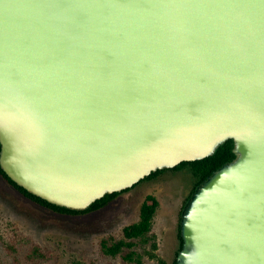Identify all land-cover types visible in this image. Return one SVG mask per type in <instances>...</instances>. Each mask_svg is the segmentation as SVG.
Instances as JSON below:
<instances>
[{
	"label": "water",
	"instance_id": "95a60500",
	"mask_svg": "<svg viewBox=\"0 0 264 264\" xmlns=\"http://www.w3.org/2000/svg\"><path fill=\"white\" fill-rule=\"evenodd\" d=\"M47 2L0 0L4 172L82 210L232 140L181 210L175 264H264V0Z\"/></svg>",
	"mask_w": 264,
	"mask_h": 264
},
{
	"label": "rangeland",
	"instance_id": "374dc122",
	"mask_svg": "<svg viewBox=\"0 0 264 264\" xmlns=\"http://www.w3.org/2000/svg\"><path fill=\"white\" fill-rule=\"evenodd\" d=\"M193 185L187 168L167 170L97 211L71 215L36 205L0 174V264H173L180 212ZM148 194L159 200L150 233L116 255L107 253L104 242L124 238L123 228L139 220Z\"/></svg>",
	"mask_w": 264,
	"mask_h": 264
},
{
	"label": "trees",
	"instance_id": "16d2710c",
	"mask_svg": "<svg viewBox=\"0 0 264 264\" xmlns=\"http://www.w3.org/2000/svg\"><path fill=\"white\" fill-rule=\"evenodd\" d=\"M1 149V144H0ZM235 156L233 152V143L232 140L226 141L223 145H221L216 152L213 155H210L208 157H205L203 159L194 160V161H183L177 166L173 168H165V169H159L155 172H152L150 175H148L146 178L142 179L140 182L144 180L152 179L156 176H158L161 173H164L167 170H180L183 168H187L192 175L194 179V185L191 189V192L188 194L184 204L186 203L187 199L191 195V193L195 190L197 185L204 180L210 173H212L215 169H217L219 166L224 164L225 162L233 159ZM0 174L7 180V182L13 186L20 194H22L24 197H26L31 202L35 203L38 206L44 207L46 209H49L51 211H54L56 213H62V214H71V215H79V214H86L91 213L94 211H97L107 204H109L111 201L116 199L119 195L122 193L128 191L129 189L123 190L121 192H114L111 194H106L101 199L96 200L93 202L89 207L82 209V210H75L66 208L63 206H59L56 204H53L51 202H48L47 200L34 195L33 193L29 192L22 186L18 185L16 182H14L1 168L0 166ZM137 184H135L136 186ZM183 204V206H184ZM159 206V200L157 197L153 194H148L140 208V218L137 222L132 223L130 225H127L123 228V239H120L116 241L115 243L111 245H107L106 242H104V247L106 249V252L111 255H116L119 253L123 247L131 248L135 245V243L132 241L133 239H138L141 237H145L150 233L152 229L153 224V217L154 214ZM183 208V207H182ZM182 210V209H181ZM180 219H181V212H180ZM178 238H179V246L178 250L176 252V256L178 251L181 249L183 245V238L180 234V220H179V228H178ZM153 247L156 248V244H153ZM151 257H156V255L151 254ZM129 259L132 258V254L128 256ZM139 264H142V261L138 259ZM161 262V260H160ZM176 262V257L173 261V264Z\"/></svg>",
	"mask_w": 264,
	"mask_h": 264
},
{
	"label": "snow or ice",
	"instance_id": "6c2138e0",
	"mask_svg": "<svg viewBox=\"0 0 264 264\" xmlns=\"http://www.w3.org/2000/svg\"><path fill=\"white\" fill-rule=\"evenodd\" d=\"M43 7L52 10H61V9L73 8L75 7V5L65 2V0H48V2L43 5ZM86 24H87V17L83 14H80L75 16L74 18L65 21L63 27L64 30L69 35H73L75 33H78ZM248 223L249 224L255 223L254 218H249ZM224 247L231 249V245L228 242H224ZM250 255L253 259L257 258L255 250H251Z\"/></svg>",
	"mask_w": 264,
	"mask_h": 264
}]
</instances>
